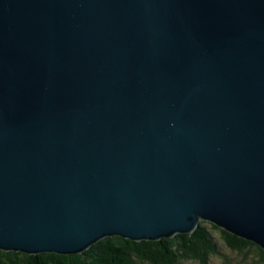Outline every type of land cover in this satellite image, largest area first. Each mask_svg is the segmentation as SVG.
<instances>
[{
  "label": "water",
  "instance_id": "obj_1",
  "mask_svg": "<svg viewBox=\"0 0 264 264\" xmlns=\"http://www.w3.org/2000/svg\"><path fill=\"white\" fill-rule=\"evenodd\" d=\"M201 221L264 251V0H0V251Z\"/></svg>",
  "mask_w": 264,
  "mask_h": 264
},
{
  "label": "trees",
  "instance_id": "obj_2",
  "mask_svg": "<svg viewBox=\"0 0 264 264\" xmlns=\"http://www.w3.org/2000/svg\"><path fill=\"white\" fill-rule=\"evenodd\" d=\"M223 248L236 253L242 261L250 256L255 259L251 264H264V251L257 244L203 221L191 234L155 242L108 237L79 255L33 256L0 251V264H207L213 256L221 255Z\"/></svg>",
  "mask_w": 264,
  "mask_h": 264
},
{
  "label": "rangeland",
  "instance_id": "obj_3",
  "mask_svg": "<svg viewBox=\"0 0 264 264\" xmlns=\"http://www.w3.org/2000/svg\"><path fill=\"white\" fill-rule=\"evenodd\" d=\"M223 249L224 250H222L221 255L213 256L208 261L207 264H251L252 261L255 260L254 258L249 256L246 261H242L236 253L227 250V248H223ZM224 257L228 258V260L226 261ZM180 264H199V263L184 261Z\"/></svg>",
  "mask_w": 264,
  "mask_h": 264
}]
</instances>
